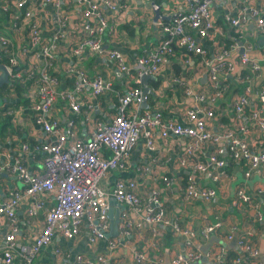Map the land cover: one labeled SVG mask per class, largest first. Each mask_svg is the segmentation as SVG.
<instances>
[{"label": "built area", "instance_id": "1", "mask_svg": "<svg viewBox=\"0 0 264 264\" xmlns=\"http://www.w3.org/2000/svg\"><path fill=\"white\" fill-rule=\"evenodd\" d=\"M73 1L78 22L71 21V15L62 9L61 0H13V7L4 4L0 8L16 24L20 22L15 30L24 34L23 42L19 43L18 39L0 30V59L3 58L0 63L4 65L9 84L13 81L29 82L24 95L33 111V123L45 134V138L35 144L21 142L13 156L0 151V173L13 176L21 182V188H11L5 196H0V219L7 227L2 238L0 264H15V257L19 259L16 264H30L34 255L41 248L49 246L55 236L72 240L80 234L83 222L87 245L92 247L97 241L104 240L106 251L95 254L75 253L71 257L72 264H122L120 259L114 258L112 252L131 236L133 225L128 210L150 227L154 234H157L156 227L159 224H167L180 236L182 249L172 255L168 264H195L202 257L206 258V262L201 263L206 264H262L258 247L248 237L233 231L222 236L216 234L220 227L218 220L204 226L198 235L206 242L210 237L222 242L212 243L204 254L201 246L195 248L197 233L179 225L177 220L168 218L160 201L163 187L170 184V178L166 175L160 176L163 186L151 185L146 195L139 190L134 178L116 179L110 191L103 189L100 183L106 173L125 167L140 137L144 139L148 151L154 149L155 137L164 139L172 135L181 139L179 145L182 154L178 164H189L190 168L181 188V198L187 202L209 201L214 197L215 188L199 185L194 173L206 172L212 182L217 181L224 172L210 173L208 168H223L224 159L221 155L224 153L233 161L246 163L243 171L245 177L252 171L264 172V150L250 148L246 140L247 126L251 122H255L264 131V88L256 89L249 84L234 98V129L210 132L208 128V122L213 117V105L211 107L206 104H212L221 94L223 88L217 74H226L232 70L233 64L228 60L232 52L237 51L238 64L246 66L250 74L259 72L261 65L264 66V50L260 58L250 56L249 43H242L241 53L238 52L237 41H234L222 47L212 58L206 55L201 41L210 38L211 33L212 36L216 33L209 6L229 0H184L186 11L174 13L167 22L158 23L161 30L159 41L150 50H143L132 64H127L117 49L103 47L104 37L115 32V22L124 20L123 15H117L124 7L123 3L120 0ZM142 1L148 4L151 0ZM243 1L232 16L225 14L226 22L238 30L239 40L242 30L249 24H252L253 29L250 35H264V7ZM101 7L116 17L109 21ZM41 20L45 24L48 21L54 24V31L47 38L42 36ZM72 30L80 35L70 37ZM62 42L69 44V52L75 57L85 51L91 54L104 53L127 80L132 74L135 77L154 75L165 57L174 52V47L184 48L187 53L199 55L200 64L206 68L212 92L207 94L197 91L184 79H173L182 88L184 97L192 101V105L183 110L180 122L164 119L159 111L140 108L149 96L139 86L130 87L117 97L113 115L106 121L95 120L89 136L81 139L76 135L74 119L70 117L61 123L57 117L48 114L49 107L59 99L72 114L83 111L88 115L96 105L90 100L84 101L81 91L88 88L93 101L111 90V82L100 75L89 77L80 67L67 66L64 73L74 76L75 80L70 88H61L58 77L52 71ZM247 108L248 113L245 112ZM6 113L19 118L14 110L8 109ZM206 144L214 149L207 155L206 162L202 163L196 158ZM37 153L42 158L40 173L30 171L23 162L25 155ZM143 171L148 173L150 168L144 166ZM254 193L260 198V210L258 204L252 202ZM108 194L125 207L119 214L117 233L111 238L105 237L109 228ZM25 200L28 202L26 223L31 226V230L35 229L39 221L41 225L29 241L16 248L19 228L16 211ZM235 200L253 207L257 212L255 219L261 220L264 215V190L257 189L250 193L241 185L235 191ZM230 241L234 245V254L227 257L225 244ZM52 251L53 254L60 253L58 247ZM132 259L134 264L149 261L146 251L141 249L133 251ZM151 263L158 264L155 260Z\"/></svg>", "mask_w": 264, "mask_h": 264}, {"label": "crops", "instance_id": "2", "mask_svg": "<svg viewBox=\"0 0 264 264\" xmlns=\"http://www.w3.org/2000/svg\"><path fill=\"white\" fill-rule=\"evenodd\" d=\"M158 6L157 11L160 15L165 16L163 19L152 21L153 11L142 0H120L124 7L117 15H123L124 20L115 22V32L113 35L104 37V48H115L120 51L127 64H132L135 58L143 51L150 50L160 39L161 30L158 23H164L171 18L174 13L185 12L187 6L184 0H152ZM251 5L264 7V0H246ZM62 9L71 15L72 22H78L77 9L73 0H61ZM243 0H229L223 3H212L209 6V13L213 20L215 34L210 38L201 41L206 50V55L212 58L221 48L225 40H230V44L236 39V28L230 26L225 19V14L232 16L235 9ZM13 0H0V8L6 4L8 7H13ZM13 5V6H12ZM103 13L108 20H112L116 15H112L106 8L101 7ZM48 10V8H47ZM167 16V17H166ZM20 22L16 24L13 19L7 14L0 11V30L6 32L14 39H18L19 43L23 42L24 34L15 30L19 27ZM43 26V37L47 38L54 31V24L48 21L47 24L41 20ZM253 31L252 24L246 26L242 30V43H249L251 49L248 55L260 58L264 50V46H255L258 36L250 35ZM80 35L79 32L72 30L70 37L75 38ZM254 37L252 42L248 39ZM229 38V39H227ZM233 38V39H232ZM209 43H205V41ZM211 41V42H210ZM65 43V44H64ZM229 44V45H230ZM58 51V57L54 62L53 74L59 79L61 88H70L75 80L74 76H68L64 73L67 66L80 67L89 77L100 75L111 82V90L105 94L91 100L88 88L81 91L84 101L90 100L96 108L90 113L85 114L80 111L78 114H72L64 105L63 101L56 99L49 107L48 114L59 119L61 123L68 120L70 117L74 119L76 135L81 139H86L92 130L95 120H108L114 113V106L117 103V97L132 87L131 84L138 85L141 89L139 77L133 74L127 80L119 70L116 71V65L108 60L104 53L91 54L87 51L83 52L79 57L70 54L67 42H62ZM175 52V51H174ZM165 57L159 70L152 75L153 78L148 79L145 83L150 90L151 96L147 100L146 106L149 110H156L161 113L164 119H172L182 121L183 110L192 105L189 98L184 97L182 88L178 86L173 79L182 78L186 83L193 86L197 91H204L210 94L211 86L207 76L206 68L200 64L197 55H188L185 61H180L175 53ZM237 51H233L228 57L233 64V68L228 73H218V79L223 90L219 96L212 102L206 105H213V117L208 122L210 132H218L220 130L235 128V119L232 103L234 98L241 94L243 87L253 85V87L264 88V66L259 72L250 74L246 66L238 64L236 59ZM29 59H27V62ZM180 63L181 71L174 75L173 64ZM263 63V62H262ZM241 71L247 74L246 77H241ZM120 72V73H119ZM245 74V75H246ZM205 76V78H204ZM7 96V95H6ZM142 104L140 108H142ZM132 108V106H128ZM84 106L81 107V110ZM19 114L16 119L12 116L11 126L6 130V133L0 138V151L8 156H13L18 150L21 142L35 144L45 138L44 132L36 126L33 121V111L28 103H19L12 107ZM249 112V108L246 109ZM154 149L148 151L145 148V141L140 137L131 150L129 159L122 170H114L106 173L101 179L103 189L110 191L113 183L118 178H134L138 183L139 190L146 195L151 185L162 187L160 176L166 175L170 178L168 187H163L160 193V201L164 207L168 218L177 220L179 225L191 228L197 233L194 240V247L199 249L207 242L203 240L198 232L204 226L211 224L215 220L220 223L219 233L225 235L230 231L242 234L248 237L256 244L259 249V258L264 264V215L261 220L256 218V210L242 202L235 200V191L243 185L245 189L252 193L257 189L264 190V172L252 171L247 177L243 175L246 168L244 161H233L226 153L222 154L224 166L221 169L208 168L210 173H218L223 171L224 175L220 176L217 181L212 182L206 172H195V180L201 186H213L215 195L209 201L194 200L191 202L184 201L181 198V188L184 184V178L190 173L189 164L179 165L178 159L182 154V147L179 145L181 139L168 136L164 139L155 137ZM246 140L250 148L264 150V131H262L255 122H251L247 126ZM213 146L206 144L199 153L197 161L205 163L206 157L213 151ZM151 158H156L155 161H150ZM41 154L37 153L32 156L25 155L23 162L25 166L32 172L40 173L42 171ZM148 166L150 171H143V167ZM21 188V182L15 177L0 173V196H5L9 189ZM108 202H113V211L119 210V207L113 197L108 194L106 197ZM253 203L258 204V210L262 208L259 196L255 193L252 198ZM28 202L25 200L21 203L16 211L19 228L16 235V248L37 233V229L41 222L35 225V229L31 230V226L26 223L25 210ZM122 209L125 207L122 205ZM129 217L132 220L131 236L126 243L120 244L112 252L114 258L120 259L122 264H134L132 255L134 250H145L148 262L144 264H152L154 260L158 264H168L169 259L176 252L180 251L181 238L176 235L167 224H159L156 227L157 234H154L141 220L128 210ZM85 223L81 226V233L75 236L72 240H67L59 236H55L49 246L43 247L34 255L30 264H48L55 262L56 264H72V256L75 253H91L106 251L105 241L99 240L92 247H89L85 239ZM7 227L0 219V249L2 246V238ZM249 231V232H248ZM247 232L250 234L247 235ZM222 242V241H221ZM223 246V245H222ZM227 249V257L234 254L233 242L225 244ZM58 247L60 253L53 254V248ZM225 249V248H224ZM18 257L13 258V262H18ZM206 264V263H200Z\"/></svg>", "mask_w": 264, "mask_h": 264}, {"label": "trees", "instance_id": "3", "mask_svg": "<svg viewBox=\"0 0 264 264\" xmlns=\"http://www.w3.org/2000/svg\"><path fill=\"white\" fill-rule=\"evenodd\" d=\"M1 11V9H0ZM232 37H238V30H236V34L234 33V36L231 35ZM229 39V38H227ZM233 39V38H232ZM231 41L230 40H225L222 47H227ZM211 42V41H210ZM205 43H209V41H205ZM174 53L177 56V58L180 61H185L186 57L188 55H192V53H187L184 48H179V47H174ZM196 55V54H194ZM198 59L195 60L200 62V57L197 55ZM3 58L0 59V62L2 61ZM173 68V73L174 75H177L181 71L180 63L175 62L172 66ZM245 72L241 71V77H246L247 74L245 75ZM29 85V82H19V81H13L9 85H4L0 88V95L5 97V101L2 103V106L0 107V138L4 136L6 133V130L11 126L12 122V116L7 114L6 111L8 109H11L12 107L16 106L17 104L21 103H28V99L25 97L24 93L27 90V87ZM132 87L138 86L136 84H131ZM7 95V96H6ZM150 98V94H148Z\"/></svg>", "mask_w": 264, "mask_h": 264}, {"label": "water", "instance_id": "4", "mask_svg": "<svg viewBox=\"0 0 264 264\" xmlns=\"http://www.w3.org/2000/svg\"><path fill=\"white\" fill-rule=\"evenodd\" d=\"M147 6H149L151 8V10L153 11V16H152V21L154 23L157 22V20L159 19H163L165 16H162L159 14V12L157 11V8L158 6H156L153 1H149V3L147 4ZM167 17V16H166ZM235 41H237L238 45H239V50L238 52L241 53L242 52V41L239 40V39H234ZM255 46L258 47V46H264V35L262 36H258L257 39H256V42H255ZM116 71L118 72V69H116ZM120 73V72H119ZM153 78L152 75H140L139 76V82L141 83V86H142V92L144 94H151L150 90L146 87L145 83L148 79H151ZM205 78V76H204ZM4 85H9V78H8V75H7V72L4 68V65L0 63V88ZM0 101L4 102L5 101V97L1 96L0 95ZM142 104V108L145 109V108H148L146 106V103H141ZM118 207H119V210L117 211H113L112 209V204L113 202H108V210H107V216H108V219H109V228H108V231L107 233L105 234V237L106 238H111V237H114L117 233V224H118V221H119V214L120 212L123 210L122 209V205L119 204L118 202H116ZM214 242H217V243H221L217 238L215 237H210L209 240L207 241V243L205 245H203L201 247V251L202 253L204 254L209 246L214 243ZM201 262H206V258L202 257V259L195 263V264H199Z\"/></svg>", "mask_w": 264, "mask_h": 264}, {"label": "rangeland", "instance_id": "5", "mask_svg": "<svg viewBox=\"0 0 264 264\" xmlns=\"http://www.w3.org/2000/svg\"><path fill=\"white\" fill-rule=\"evenodd\" d=\"M254 39H255V38H254V37H252V38H249V39H248V41H249V42H252V40H254ZM2 103H3V102H2V101H0V107L2 106Z\"/></svg>", "mask_w": 264, "mask_h": 264}]
</instances>
